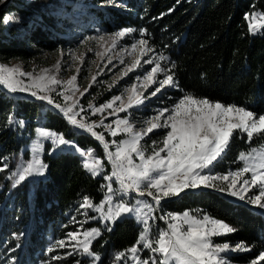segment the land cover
Masks as SVG:
<instances>
[{
  "label": "trees",
  "instance_id": "trees-1",
  "mask_svg": "<svg viewBox=\"0 0 264 264\" xmlns=\"http://www.w3.org/2000/svg\"><path fill=\"white\" fill-rule=\"evenodd\" d=\"M107 1L110 0H95ZM113 1L122 5L121 11L113 8L90 11L93 12L90 23L109 32L113 27L145 30L143 38L149 47L168 59V74L178 85L177 95L192 93L264 114V27L253 34L245 19L253 12L264 14V0ZM69 2L10 0L0 13V62L20 61L29 65L45 53L63 49L67 43L63 31L73 26L69 17L61 16L68 13ZM39 128L62 134L81 149H93L94 155L105 162L100 147L51 108L10 96L0 89V168L5 169L0 172V237H18L17 243L10 241L15 264L42 259L40 253L48 234L58 237L69 227H79L80 232L100 229V220L93 219L95 213L81 205L85 197L94 205L100 203L105 194L101 188L104 179L92 177L84 169L80 154L73 149L55 155L46 143L42 156L47 165L46 178L25 179L13 186L14 180L9 177L22 163L31 160L23 148L37 140ZM261 144H264L261 136L254 135L249 142L246 134L236 131L222 162L235 168L233 161L241 152L247 153ZM159 210L207 214L235 228L222 242L232 246L243 244L251 249L232 256L230 260L235 264H247L264 251V214L213 191L183 192L163 201ZM110 228L111 231L101 230L91 243L90 250L99 256L96 264H115L117 254L136 245L141 233L140 224L130 216L117 219ZM80 262L91 264L86 258Z\"/></svg>",
  "mask_w": 264,
  "mask_h": 264
},
{
  "label": "snow or ice",
  "instance_id": "snow-or-ice-1",
  "mask_svg": "<svg viewBox=\"0 0 264 264\" xmlns=\"http://www.w3.org/2000/svg\"><path fill=\"white\" fill-rule=\"evenodd\" d=\"M4 2L5 0H0V3ZM245 19H249V17L246 16ZM257 20L264 21V14H251L249 31L255 33L259 28L264 27V24L256 23ZM133 31L135 30L126 28L114 33L113 46L116 43L115 38H123ZM140 35L144 36L145 30L141 29ZM99 39L103 40L104 37L101 36ZM138 43L144 46V54H146L148 50L147 40L141 39ZM133 48H136L135 44ZM159 59L166 60L167 58L161 55ZM145 63L151 64L153 59H149ZM136 64H139L138 59ZM15 71V69H5L0 66V73L7 72V75H0V83L6 84L11 91H25V88H18L17 83L13 82L12 73ZM162 71L164 69L157 62L145 76V79L150 83L159 84V87L151 93L153 96L165 85L178 87L172 75H166L165 79L156 81L155 74ZM39 79L47 80V83L34 84L32 87L38 88L39 92L44 94L39 95L37 91H32L31 94L59 109L71 125L90 133L103 147L105 158L111 164V173L103 176V179L108 183L101 185V188L106 189V192L99 204L94 205L88 197H85L81 207L90 208L99 214L100 220L105 222L114 224L122 215L132 214L138 223L143 224L136 245L127 250L128 253L132 254V258L137 261V264H148V261H139L136 255L138 246L141 244L144 248L150 249L152 253L159 255L158 261L155 256L150 258L152 264H227L220 253L228 251L229 244L226 242L215 244L212 240L214 236L236 231L224 221L207 214L198 218L187 211L179 215L160 216L159 219L165 220L167 228L158 230L154 239L151 236L149 221L156 219L152 214L159 209L162 199L179 195L180 192L188 188H213L240 200H245V195L242 194L248 191L245 186L259 183V195L249 197L247 203L264 209V200H262L264 198V144H261L259 148H252L247 153L241 152L239 154L238 159L243 162L244 166L238 171L229 172L223 176L210 174L214 162L223 159L224 154H226L235 131L246 134L249 142L252 141L254 135L264 139V114L257 115L241 106L224 105L220 102L210 101L208 98L196 97L192 93H185L171 108L157 110L156 115L145 121L146 126L144 128L136 130L135 125L125 117L117 119L115 121L117 127L113 129L111 125L103 124V120L99 125L86 123L83 119L78 120L79 113L74 111L76 102L71 105L65 103L64 106H61L56 104L47 94L49 91L55 90L49 88L48 84H59L60 81L56 80L55 77L42 76ZM75 80L76 77L73 76L71 80L67 81V84L73 85ZM93 80H95L94 77ZM76 90L78 91V89ZM131 91L133 95H129L126 105L121 96H115L112 101L99 108L92 105L89 107L93 109V113H96L103 111L104 108H112L116 101H121L119 107L113 111L127 112L129 108L142 104L144 100L142 93H137L135 85ZM58 94L63 95V93ZM64 99L67 102L70 97L64 96ZM11 122L10 119L9 123ZM19 123L23 124L22 121ZM95 127H103L113 137L121 132L125 133L127 138L119 142L113 140L111 144L115 145V151H110V143L105 140L102 132L94 131ZM156 129H165L166 131L162 133L160 141H152V152L150 155H146L140 141ZM37 133L40 139L31 149L33 158L26 164L22 163L17 171L9 177V179L18 177L13 186L24 181L27 177L45 174L47 165L39 157V153L42 151L41 139L50 140L52 144L57 146H70L84 158L83 167L92 176L101 175L103 172L104 163L94 155L93 149H81L75 143L65 140L62 134H57L54 131L37 129ZM161 153H165V155H161ZM133 155L140 161L139 163H134ZM5 167L7 166L5 165ZM206 169L209 172H205ZM4 170V168H0V172ZM248 172H251L250 180L245 179L240 187L236 188L237 178ZM230 177L232 178L231 181H229ZM113 181L119 185L118 189L113 188ZM217 181H227L228 183L217 184ZM152 189H155V192ZM129 192H136L139 197L147 194L155 202V205L139 199H136L135 204L129 205L128 201L124 199ZM116 195L120 196V200L114 202ZM145 209L147 211H144ZM95 218L93 217V219ZM184 225L187 227L185 228ZM107 230L111 231V228L109 227ZM82 235L84 239L78 241L77 248L82 249L83 254L92 257L94 261H99V256L90 250L91 241L100 235L99 229L91 228L84 231ZM68 236L71 239H76L77 233L70 232ZM57 244L60 247L65 246L63 240L58 241ZM231 250L250 251L251 249L243 244H238ZM47 251L52 252L53 248L49 247ZM125 255L124 252L118 253L115 259L119 261ZM54 258L59 259V257ZM261 261H264V251L260 252L251 261V264H260Z\"/></svg>",
  "mask_w": 264,
  "mask_h": 264
},
{
  "label": "rangeland",
  "instance_id": "rangeland-1",
  "mask_svg": "<svg viewBox=\"0 0 264 264\" xmlns=\"http://www.w3.org/2000/svg\"><path fill=\"white\" fill-rule=\"evenodd\" d=\"M121 7V4L114 3L113 0L103 3H97L95 2V0H71V2L68 3V13L63 12L61 15L65 18L69 17L71 22L73 23V26L63 31L62 36L67 41L63 49H59L56 53H45L39 58L37 62L31 63L29 65L24 64L20 61H12L8 63L0 62V66L4 67L5 69L16 70L12 73L13 82L17 83L18 88L23 87L26 89L25 91L17 90L15 92L32 97L33 100L30 99V101L43 103L45 106L51 108L55 113L58 112L57 114H62V118L67 120V118L64 117L63 113H61L59 109L55 108L53 105L48 104L44 100L37 99L36 96H33L31 94L32 91H37L39 95L44 94L42 92H39L38 88L32 87V85L34 84L47 83V80L42 81L39 79L40 77H55L56 80L60 81V83H49L48 87L54 88L55 90L49 91L47 94L55 101L56 104L64 106L65 103L71 105L76 102V107L74 111L79 113V115L77 116L78 120L83 119L84 122L95 125H99L101 120H103V124L111 125L113 129L117 127L115 123L117 119L127 117L129 121L135 125V129L140 130L146 126L145 121L156 115L157 110L171 108L172 105L179 98L182 97L176 94L179 93V89L177 87L165 85L164 87L160 88V91L157 92L156 95L153 96L151 95V93L157 87H159V84L150 83L148 80L145 79L147 73L151 71V69L155 66V63L157 62L160 63L161 68L164 69V71L156 73L154 78L156 81L165 79L166 75H169L167 66L168 59L160 60L159 57L162 54L151 49L148 44V50L146 51V54H144V46L139 45L138 43L139 40L144 39L143 36L140 35V32L133 31L131 33L126 34L123 38H115L116 43L115 46H113L112 40L114 39V33L122 29H117L113 27L112 31L109 32L101 25H94L90 23V21H92L93 19V12L90 11L99 10L100 12H102L107 8H113L121 11ZM253 13H256L258 15L261 14L259 12ZM251 14L247 15L249 19L251 18ZM83 15H87L88 18L82 17ZM249 19H247L248 24ZM256 23L264 24V21L257 20ZM261 28H259V30ZM259 30H257L255 33H251L256 34ZM101 36L104 37L103 40L99 39V37ZM134 44L136 45V48H133ZM137 59L139 60L138 65L136 64ZM149 59H153V63H145V61ZM21 73H24V75H21ZM0 75H7V72L0 73ZM73 76L76 77V80L73 82V85H68L67 81L71 80ZM93 77L95 78V80H93ZM2 84L6 88H8L6 84ZM134 85L136 86L137 93H142L144 100L142 104L138 106L134 105L132 108H129L127 112L113 111V109L119 107L121 101H116L113 104L112 108H104L103 111L96 113H93V109L89 107V105H92L95 108H99L112 101L113 97L115 96H121L124 104L126 105L128 102L129 95H133L131 89ZM76 89H78V91ZM58 93H63V95H59ZM64 96H69L70 99L66 102ZM88 96L89 98H86ZM121 127H123V125H121ZM94 131L98 133L102 132L104 134L105 140L110 143V151H115V145L111 144L113 140L119 142L127 138V134L122 132L119 133L117 136L113 137L103 127H95ZM165 131V129H156L140 141V145L143 146L146 155H150L152 152V141H160L162 139V133H164ZM38 139L40 138L38 137L37 133V140ZM37 140L30 141L27 146L23 148V151H27L29 153L31 159L33 158V152L31 149L33 146H35ZM95 141L104 153L103 147L99 144V141ZM41 143L42 151L39 153V157L41 160L44 151L43 145H45L46 143L50 144L51 154L55 155L59 151L72 149L70 146L67 145H54L50 140L41 139ZM161 155H165V153H161ZM80 158L83 163L84 158L81 156ZM133 160L134 163L140 162L134 155ZM103 163V172L101 173V175L95 176V178H103V176L108 170H110L111 173V164L108 163L106 158L105 162ZM233 163L236 165L235 168L230 163L225 164V162H222V159H218L216 162H214V166L211 167L210 174L223 176L227 175L229 172L238 171L244 166L243 162L240 161L238 158H236ZM205 172H209V170L206 169ZM89 174L91 175V173ZM44 178H46V171L43 176L33 175L27 177L26 179L36 181L38 179ZM250 178L251 172L244 173L242 176L238 177L236 188H239L245 179L250 180ZM11 179L15 181L16 179H18V177H12ZM231 179L232 178L230 177L229 181H231ZM107 183L108 181L104 180V184ZM216 183L226 184L228 182L217 181ZM245 187L248 188V191L246 193H242L245 195V200H240L237 197L230 196L226 192H221L213 188L204 187H199L195 189L188 188L183 190L179 194L199 189L210 190L228 199L229 201L244 205L254 211L259 212L260 214H264V209H260L250 203H247L249 197L259 195V183L250 184V186ZM113 188H119V185L115 181H113ZM152 191L155 192V189H152ZM177 196L178 195L164 198L161 200V203L163 201L174 199ZM124 199L128 201L129 205L135 204L136 199L147 201L155 205V202L147 194H145V196L143 197H139L136 193L129 192V194L124 197ZM119 200V195L114 196V202ZM262 200H264V198H262ZM144 211H147V209H145ZM94 213L96 217L94 220H100L99 214L96 212ZM169 214L179 215L182 213L161 212L158 209L152 214L156 217L155 220L149 221V224L151 226V236L153 239L155 238L158 230L167 228L165 220H161L159 219V217H168ZM191 215L198 218L201 217V215ZM125 216H130L137 222L136 217L132 214L122 215L120 218ZM138 224H140L142 231L143 224ZM112 225L113 223L100 220V229H97L101 231L103 229L111 227ZM64 226L61 225L60 228H64ZM184 227L186 228L187 225H184ZM70 232L77 233L76 239H71L68 236V233ZM82 234L83 232H80L79 227H74L73 229L69 227V230L66 233H63V235L59 234L58 237H53V234H48L45 238L47 244H45L43 251H41L40 253L42 259H38L35 263L31 264H71L72 262L70 260L73 259L75 260L72 264H77V262L81 264L80 261L84 258L90 260L91 264H96L97 261H94L93 258L88 256L87 254H83L82 249L77 248L78 241H82L84 239ZM229 234L212 237L213 243H225L222 242L221 239H223L224 236ZM57 235L58 234H56V236ZM99 236H97L96 238H98ZM0 239V264H15V260L12 257L13 250L11 249L10 241L12 240L14 243H17L18 237L12 236L10 237V239L0 237ZM61 240L65 242L64 247H60L57 244V242ZM229 246V250L220 253V256L226 260L227 264H235L231 262V257L236 254L244 253L246 251H232L231 249L235 248L236 246H232L231 244H229ZM49 247L53 248L52 252L47 251ZM69 253H72V255H69ZM124 253H126L125 257L121 258L119 261H116L115 264H137V261L132 258V254L128 253L127 251ZM136 255L139 261H148V264H152L150 258L153 256L157 258V261L159 260L158 254L152 253L150 249L144 248L142 244L138 246V253ZM54 257H59V259H55ZM247 264H251V262ZM260 264H263V261H261Z\"/></svg>",
  "mask_w": 264,
  "mask_h": 264
},
{
  "label": "water",
  "instance_id": "water-1",
  "mask_svg": "<svg viewBox=\"0 0 264 264\" xmlns=\"http://www.w3.org/2000/svg\"><path fill=\"white\" fill-rule=\"evenodd\" d=\"M10 2V0H6L4 3H2L1 5H0V13H1V11H2V9L8 4ZM0 89L1 90H3V91H5L6 93H8V94H10V95H17V96H21V97H23V98H25V99H27V100H30V99H32L33 100V98L32 97H29L28 95H25V94H20V93H17V92H15V91H11L9 88H6L2 83H0ZM58 113V112H57ZM60 113V112H59ZM61 114V113H60ZM59 115V114H58ZM62 115V114H61ZM61 115H59V116H61ZM62 117V116H61ZM67 121V120H66ZM71 125V124H70ZM76 128V127H75ZM76 129H78V130H81L82 131V133L83 134H86L85 136H87V137H89L92 141H94L96 144H97V142L94 140V138L88 133V132H86V131H84V130H82V129H79V128H76ZM98 145V144H97Z\"/></svg>",
  "mask_w": 264,
  "mask_h": 264
},
{
  "label": "bare ground",
  "instance_id": "bare-ground-1",
  "mask_svg": "<svg viewBox=\"0 0 264 264\" xmlns=\"http://www.w3.org/2000/svg\"><path fill=\"white\" fill-rule=\"evenodd\" d=\"M134 193H136V192H134ZM137 194V193H136Z\"/></svg>",
  "mask_w": 264,
  "mask_h": 264
}]
</instances>
